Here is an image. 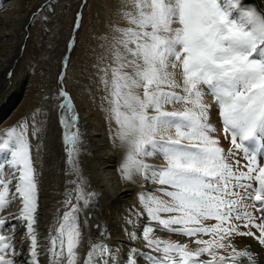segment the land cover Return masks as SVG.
Masks as SVG:
<instances>
[{"label": "snow or ice", "instance_id": "obj_1", "mask_svg": "<svg viewBox=\"0 0 264 264\" xmlns=\"http://www.w3.org/2000/svg\"><path fill=\"white\" fill-rule=\"evenodd\" d=\"M125 18L130 26L120 30L117 45L126 55L115 51L116 67H106L99 77L116 124L113 147L125 149L118 172L130 184L159 185L156 194L138 195L144 208L139 215L196 245L156 238L149 226L142 235L148 255L130 250L125 264H260L254 250L238 249L236 238L252 237L264 247V166L243 143L264 135V10L248 7L245 0H139ZM58 95L64 100L59 107L67 110L59 119L67 163L79 175L83 140L78 130H70L79 117L69 94L61 88ZM205 95L214 98L223 131L230 133L227 151L211 134L214 105ZM177 104L184 107L167 110ZM18 127L19 133L12 127L0 142V151L10 155L0 162V210L17 200L21 204L19 215L0 219V264H20L15 256L22 254L21 242L12 220L26 224L31 264H39L37 184L25 139L28 126ZM241 154L247 157L242 166ZM156 156L166 164L148 162ZM75 191V199L88 208L78 184ZM69 196L65 204H72ZM80 210L73 204L64 213L48 249L52 264H77L81 233L75 214ZM126 223L135 222L130 216ZM7 231L13 235H4ZM94 262L115 264L111 246L94 244L83 264Z\"/></svg>", "mask_w": 264, "mask_h": 264}, {"label": "bare ground", "instance_id": "obj_2", "mask_svg": "<svg viewBox=\"0 0 264 264\" xmlns=\"http://www.w3.org/2000/svg\"><path fill=\"white\" fill-rule=\"evenodd\" d=\"M96 1L88 0L83 8L80 0H0V142L7 138L5 134L12 127L19 133L18 125L27 124L25 139L30 145L37 184L34 229L39 264H52L53 257L48 251L51 239L58 235L63 215L72 210L73 204L81 209L75 214L81 233L75 249L77 264H83L94 244L110 245L115 264H125L130 250L141 249V254L147 256L142 235L149 226L155 230L156 238L188 242L190 248L196 247L188 238L166 232L146 215H139L144 208L138 195L156 194L159 185L130 184L118 172L125 149L113 147L111 132L116 124L110 119V105L105 101L107 92L102 89L99 77L106 67H116L115 51L126 55L122 48L118 49L117 41L120 30L130 26L123 10L129 12L135 7L134 0H100L99 5ZM245 3L248 7L264 10V0H245ZM49 11L51 13H47ZM76 20L80 21V26L73 34ZM71 42L73 46L67 52ZM66 54L67 62L62 67ZM59 74L65 76L64 82L74 95L78 120L83 122L80 132L82 151L77 157L79 175L70 172L63 143L64 129L57 113L61 98L55 95V85ZM204 99L214 105L211 124L215 131L211 134L227 151L231 147L230 133L223 131L214 98L205 95ZM183 107L168 105L167 110ZM258 136L257 140L243 143L248 154H255L257 163L264 166V135ZM237 158L241 166L247 162L243 154ZM6 159H10V155L0 151V162ZM148 162L160 166L166 164L160 156ZM4 175L7 176V171ZM69 181H77L83 189L85 198L89 199L88 208L83 207V201L75 199L77 184ZM69 194L72 204H65ZM20 207L19 200L13 202L0 210V219L19 215ZM130 216L134 225L126 223ZM11 223L16 224L15 239L21 242L17 251L22 254L15 259L20 264H31L26 224L16 220ZM213 223L215 221L206 222L208 225ZM13 231L3 234L12 236ZM129 232L135 233L137 238H130ZM64 241L66 255V236ZM236 241L238 249L254 250L260 264H264V247L256 239L244 236L237 237Z\"/></svg>", "mask_w": 264, "mask_h": 264}, {"label": "rangeland", "instance_id": "obj_3", "mask_svg": "<svg viewBox=\"0 0 264 264\" xmlns=\"http://www.w3.org/2000/svg\"><path fill=\"white\" fill-rule=\"evenodd\" d=\"M81 1V3H82V6H83V8H85L86 7V4H87V1L88 0H80ZM139 2V0H134V7H135V4L136 3H138ZM99 3H100V0H98V1H96V4L97 5H99ZM85 4V5H84ZM85 6V7H84ZM50 9H51V7H50ZM85 10V9H84ZM123 11H125L126 13L128 12V11H126V10H123ZM47 13H51L50 11L49 12H47ZM79 15V14H78ZM79 26H80V23H79ZM78 30H79V27H78ZM65 77V76H64ZM64 77H63V79H62V81L64 82ZM56 85H55V89H56V86L59 84V82L61 81V79H59V78H57L56 79ZM70 90V89H69ZM72 93V92H71ZM74 96V95H73Z\"/></svg>", "mask_w": 264, "mask_h": 264}]
</instances>
